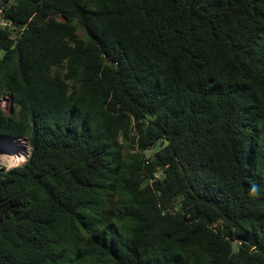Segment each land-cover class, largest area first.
I'll return each instance as SVG.
<instances>
[{"label":"trees","instance_id":"16d2710c","mask_svg":"<svg viewBox=\"0 0 264 264\" xmlns=\"http://www.w3.org/2000/svg\"><path fill=\"white\" fill-rule=\"evenodd\" d=\"M0 9V264H264V0Z\"/></svg>","mask_w":264,"mask_h":264},{"label":"built area","instance_id":"2783aa9c","mask_svg":"<svg viewBox=\"0 0 264 264\" xmlns=\"http://www.w3.org/2000/svg\"><path fill=\"white\" fill-rule=\"evenodd\" d=\"M2 10L0 9V14ZM0 24H6L0 19ZM12 103L10 97L7 101ZM6 101H4L5 103ZM13 106V103H12ZM31 154V146L27 137H9L0 135V168L6 170L25 164Z\"/></svg>","mask_w":264,"mask_h":264},{"label":"rangeland","instance_id":"374dc122","mask_svg":"<svg viewBox=\"0 0 264 264\" xmlns=\"http://www.w3.org/2000/svg\"><path fill=\"white\" fill-rule=\"evenodd\" d=\"M78 31L81 35H84L82 28H79ZM4 54H5V50L0 49V58H2L4 56ZM4 101H6V102L4 103ZM0 107L5 112L9 113L11 111V108H12V103L9 100L7 101V97H5L2 100H0ZM154 151H155V148H152L151 150L148 151V154H150L151 152H154Z\"/></svg>","mask_w":264,"mask_h":264}]
</instances>
